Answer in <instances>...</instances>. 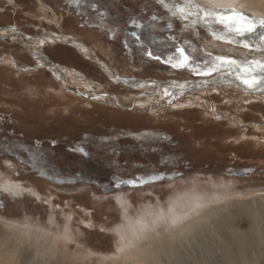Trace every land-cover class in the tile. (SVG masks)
Instances as JSON below:
<instances>
[{
	"label": "rangeland",
	"instance_id": "374dc122",
	"mask_svg": "<svg viewBox=\"0 0 264 264\" xmlns=\"http://www.w3.org/2000/svg\"><path fill=\"white\" fill-rule=\"evenodd\" d=\"M93 3L97 5L95 9ZM245 12L264 17L246 9ZM184 23L172 17L158 0H80L79 4L73 0H0V26L17 25V33L27 36L39 35L44 30L72 35L125 78L201 80L188 69H173L164 63L184 39L213 55L264 61V49L257 51L255 47L259 43L256 36H252L253 47L244 48L239 43L213 39L203 27H198L199 37H196L191 30H183ZM125 31L130 33L126 40L118 36ZM50 42L40 43L42 56H50L66 66L71 88L85 91L97 89L96 84H101L110 94L139 97L144 92L139 98L151 99L152 93H145L147 89L111 81L97 64L72 45ZM184 47L187 51L188 46ZM149 50L161 59L147 57L144 53ZM31 55L16 41L0 37V199L3 201L0 219L40 225L56 233H62L68 224L73 242L67 244V251L59 254L58 264H107L103 257L113 253L119 238L114 230L128 223L123 217L124 206L116 201L118 197L129 196L133 205L128 213L139 218L148 208L165 209L175 193L186 194L185 197L188 194L196 197L199 193L203 199L211 200L212 205L230 197L236 201L264 194V127L259 130L257 126L245 125L248 127L245 131V127L235 123L244 140L232 127L230 117H225L234 114L241 121L264 123V98L235 91L233 84L221 90L213 89L209 97L223 118H217L207 102L181 107L178 104L158 111L115 106L63 89L56 74L45 65L37 64L30 72L22 71L20 68L35 65ZM81 74L93 81L90 87L76 81L74 77ZM153 99L160 100L161 96ZM245 135H249L250 143ZM255 141L262 145L255 147ZM154 174L163 175V180L149 181L136 188L127 185L114 188L118 180ZM9 177L28 187H39L42 199L36 194L12 196L3 187ZM52 201L60 211L56 219L51 217L49 209ZM63 209L71 213L70 221L63 216ZM234 209L230 223L226 220L228 223L224 221L220 227H224L220 230L222 236L219 233L218 237L206 239L192 252L184 253L182 260L169 253L171 257L164 259V264H201L200 261L244 264L245 254L250 253L251 259L255 250L263 252L264 247L254 242L256 236L251 230L255 219L248 211ZM239 233L253 239L248 240L246 249L238 243ZM76 249L85 252L71 253ZM8 261L2 258L0 264ZM260 261L264 262V256H260Z\"/></svg>",
	"mask_w": 264,
	"mask_h": 264
},
{
	"label": "bare ground",
	"instance_id": "6f19581e",
	"mask_svg": "<svg viewBox=\"0 0 264 264\" xmlns=\"http://www.w3.org/2000/svg\"><path fill=\"white\" fill-rule=\"evenodd\" d=\"M237 2H238V4H244L245 9L247 11H251L252 13H255V14L261 15V16L264 15V0H237ZM175 3H177V2H175ZM177 4H179V3H177ZM16 26H13V27L16 28ZM11 29H12V27L0 28V37L7 38V39H10L12 41L14 40L18 44H21L23 48L25 47V46H23V43L25 42L27 44V47H25L26 52L30 54L29 51H31V54L35 57V60H36L34 66H32L30 68H20L22 71H27V72L29 71L30 72V70H34L39 65H45L46 66V64L50 61L47 59V56H42V48L40 46L41 40H43L44 42H47V41L56 42V43L57 42L58 43L63 42V43H67V44L72 45L75 48V50L80 51L81 54L83 53V54H86L89 56H93V58H97L99 61H101L103 64V67L99 66L98 64L97 65L100 68H102V71H104V73L107 75V77L111 81L114 80L117 82H121V83L125 84L126 86H128V87L130 86L131 88H133L129 83L124 82L125 79H131L130 77L125 78V77H122L121 75H119L116 72V70L112 69V67L104 59H102L101 56L96 51H94L93 49H91V47H89L88 45L83 43L81 40H78L77 38H75L72 35H68V34L63 33V32L61 34V33H58V32L52 31V30H46V31L44 30L43 33H41L39 35L27 36V35H24L22 32L21 33L16 32L15 34H13ZM13 35H15V39L12 38ZM34 37H35V39H34ZM29 38H31V39H29ZM252 38L253 37H249L248 35H246L245 37H242V39H249L250 42H251ZM32 40H33V42H32ZM25 43H24V45H26ZM28 45H32L33 48L36 51H38V56L33 54V48L28 47ZM238 53H240V52H238ZM242 55L245 56V54L243 52H242ZM242 55H240V56H242ZM247 55H249V54H247ZM37 64H39V65H37ZM56 69H58V70H56ZM69 69L73 73L77 72V71H74L72 68H69ZM53 71L59 72L61 75V79L58 80L60 86L63 89H66V90L72 92L73 88L68 86L69 81H68V75H67L68 72H66L67 68H64V66H62V67L58 66V68H55ZM56 72H55V74H56ZM116 76L120 77V79L117 80L115 78ZM74 78H76L77 82L81 81L84 84L86 83L88 86H89V83L93 84L92 80L88 79L85 75H82V74L78 75L77 77H74ZM136 80L141 81V82H143V81H148V82L155 81L156 82L155 84L148 83L146 85V87L143 88L144 90L145 89L148 90V91H145V93L148 92L147 94H149V95L152 93V95L150 96L151 99L139 98L140 96L142 97L143 94H140L139 97H128V96H123V95L117 94V93H113V94L111 93L110 94L105 90V88L101 84H96L99 88H97V89L89 88V89L83 91V93L85 94L84 96L83 95H79V96H82L86 99L102 101L104 103H108L110 105H115V106H122V107L123 106H131L130 108L137 109V110H146L147 109L150 111H158V110H162L163 108L170 106L167 103V99H160V100H154L153 99V97L161 96L160 92L157 91L158 86H168L170 83H166V82L160 83L159 82L160 80H157V79L154 80V79H150V78L136 79ZM185 80H187V79H185ZM199 81H200L199 79H194L193 82L189 83L190 89H194L193 87ZM64 84H68V85L66 86ZM231 84H233L234 87L233 86L232 87L235 91L238 90L241 93L245 92L248 95H250L251 97L257 96V97L264 98V93H261L260 91L245 90V86L240 84L239 81H236L234 78H233V83H231ZM231 84L222 83L215 88H213L212 86L198 88L197 92L199 94H195V96L191 95V94H189V95L183 94L181 96H178L176 99H174L172 101V104L170 107H176V106L178 107V104L180 107L181 106H190V105L192 106L193 104L198 103V102L200 104H201V102H205V103L207 102L208 108L210 109V111L213 112V114L217 115L218 117H222L223 115H218L219 112L217 113L216 104L213 101V99H210L209 93L213 89L221 90L222 88H224L227 85L230 87ZM195 88H197V87H195ZM139 90H142V89H139ZM74 94H76V93H74ZM93 96H98L100 98L94 99ZM136 96H138V95H136ZM141 105H143V107H141ZM225 117H230V119L232 120L230 122L232 125H234L232 127L236 128V131L240 137H242V136H241V133L239 132V127H236L235 123H236V125L238 124L240 127H243V128L245 127V125L253 126L255 128L257 126L259 128V130H262L263 129L262 127H264V123L255 124V123H248L246 121H241L242 119L240 117L234 115V114H228ZM245 128H246L245 131H247L248 127H245ZM262 131H264V130H262ZM245 136L248 137V139H246V140L249 141V143H250L249 135H245ZM254 137L256 139L261 138V137L258 138V135H254ZM242 138L244 139L245 137L243 136ZM259 142H257V141L254 142L256 144L255 147H260L262 145V143L260 142L261 143L260 144ZM0 175H2L1 172H0ZM231 181H233V180H231ZM3 187L6 188L9 192H11L10 194L14 197L16 195L24 197L25 195H29V196L33 195L34 196L36 194L37 197H39V198L41 197L40 199H42L43 194L41 193V190L39 189V187H35V186L28 187L19 179L13 180V179H11V177H9V179L6 182L4 180ZM120 196H121V194H120ZM186 197L188 199H186ZM186 197H185V199L187 201H189L191 205H195V204L199 203V204L203 205V207H201L198 210V214L194 213L192 215V217L187 221V223L181 229H179V231H186L185 238L183 240H177L175 242V244H171L167 240H164L163 242H160V241L153 242L152 252L144 258V264H160V263L164 264L163 260L171 257V256H168L171 253L175 254V257L177 259L182 260V258L184 257L182 255L184 253L188 254V251H189V253L192 252L191 249H195L194 247L198 246V244L202 245L206 239H208V238L213 239L214 237H218V236H220L219 233L222 236L223 231H220V230L223 229L224 227L221 229H220V227L222 226V223L224 221L226 222V220L227 221L232 220L230 218H232V216L234 215L233 210L236 211L234 208H238V210H243L245 212L246 211L250 212L252 217L255 219V225H254V227L251 228L253 234L256 236V240L254 242H256L257 245L264 247V194H262V195L255 194V195H251L249 197H246L244 199H239L236 201H232L233 198L230 197V200H229V198H226V199H224L218 203H214L213 205L211 204L212 203L211 200L208 201V200L203 199L204 197L199 193H197L196 197L192 196L191 194H188V196H186ZM214 197H216V196H214ZM171 200H173V199H171ZM116 201L118 204L124 206L123 217L125 218L126 222H129V220L135 221L137 219V217H134L133 214L128 213L129 208L132 207V205H133L132 204L133 202L130 200L129 196L126 198L124 196L120 197V198L118 197V199ZM49 203H50L49 209L51 212V217L56 219V217H57L56 215L60 214V211H58V209L55 207L56 203H54L53 201L49 202ZM162 209L166 210V208L164 209L163 207H159V209L148 208L145 212L147 213V212L154 211V210L159 211ZM62 212H63L64 217H66V218L72 217L71 213H68L65 209H63ZM141 216H139V217H141ZM230 221H228V222L230 223ZM228 222H226V223H228ZM72 225H73V223H72ZM90 225L92 226V224H90ZM228 227L229 226H227L226 228H228ZM0 231H1V234H0L1 235L0 236L1 237L0 238V259L7 258L9 260L7 264H16L19 262H21L22 264H58L57 257L59 256V254L64 252V251H67V250H65L67 245L62 240L57 239L60 232L56 233L53 230L44 229L40 225L35 224L33 226L32 224H29V223L21 224L20 222L9 221V220L7 221L4 218H1L0 219ZM239 234L240 235L237 238L238 243L241 245L240 246L241 248L243 247V249H246L247 245H248V240H250L249 236H247L245 233H239ZM189 236L191 237V239L188 238ZM235 236H237V235H235ZM220 241H222V240H220ZM250 241H253V239H251ZM223 244H225V243H223ZM207 246H208V244H207ZM209 248H211V247H209ZM74 249H75V247H74ZM215 250H217V249H215ZM166 251H167L168 257L165 255ZM76 252H78L76 254V255H78L79 252L84 253L85 250H77V251L74 250L71 253H76ZM213 253H215V252H213ZM80 255H82V254H80ZM189 256H192V254H189ZM226 256L229 257L228 255H226ZM249 256H250V253H248L247 255L245 254V256H244L245 261L243 262L244 264H264V262L260 261V256H264V251L261 252V251L255 250L254 254L251 256V259L248 258ZM84 257L85 256H82V258H84ZM204 260H206V259H204ZM104 262H106V261H104ZM200 262L202 264V261H200ZM206 263H208V262H206ZM78 264H79V262H78Z\"/></svg>",
	"mask_w": 264,
	"mask_h": 264
},
{
	"label": "snow or ice",
	"instance_id": "6c2138e0",
	"mask_svg": "<svg viewBox=\"0 0 264 264\" xmlns=\"http://www.w3.org/2000/svg\"><path fill=\"white\" fill-rule=\"evenodd\" d=\"M73 2L79 4L80 0H73ZM158 3L168 9L172 17L186 21L183 24V30H191L196 37H199L198 27H203L215 40L239 43L244 48H251L253 43L249 39L238 40L237 38L246 35L256 36L259 40V43L255 44L256 50L264 49V17L247 14L245 5L238 4L237 0H183L180 4L175 3L174 0H158ZM91 6L94 9L97 7L95 3ZM133 23L137 22L134 20ZM217 25L220 27H216ZM141 26L137 24V27ZM168 27L171 28L172 24L169 23ZM11 31L15 34L17 29L12 27ZM132 35L139 40L135 32ZM12 38L15 39V35ZM172 39L175 40V37ZM40 43L43 44L44 41L41 40ZM184 45L188 46L187 51ZM28 47L33 48L32 45ZM33 54L38 56V51L34 48ZM144 54L154 60L161 59L160 56L153 55L151 50ZM164 63L170 64L173 69H188L194 75L201 77L202 79L195 85L197 88L209 85L215 88L222 83L231 84L234 78L245 86V90L264 93V61L262 60L249 61L247 58L234 59L228 55H213L212 52L197 48L190 40L184 39L183 44L174 47V51L167 56ZM56 78L61 79L59 72ZM115 78L120 79L118 76ZM124 82L129 83L133 88L140 89L145 88L148 83H156L155 81L141 82L135 78L125 79ZM187 87L188 82H171L168 86H158L157 91L160 92L161 99H167V103L171 106L177 95H183ZM93 98L99 99L100 97L93 96ZM78 150L82 151V149ZM157 180H163V175L154 174L147 178L118 180L114 188L118 190L124 185L136 188L149 181ZM185 195L175 193V198L165 206L166 210L150 211L135 221L129 220L126 225L118 226L114 230L119 237L114 251L111 255L103 257L107 264H144V258L152 252L153 242L167 240L175 244L177 240H183L186 231H179V229L203 207L199 203L191 205L185 199ZM2 204L3 201L0 199V206ZM68 220L70 221L71 217H68ZM188 238L191 239L190 236ZM57 239L62 240L66 245L73 242L68 224L64 225L63 232L58 235ZM89 255L95 256L96 254L90 253Z\"/></svg>",
	"mask_w": 264,
	"mask_h": 264
},
{
	"label": "water",
	"instance_id": "95a60500",
	"mask_svg": "<svg viewBox=\"0 0 264 264\" xmlns=\"http://www.w3.org/2000/svg\"><path fill=\"white\" fill-rule=\"evenodd\" d=\"M7 26H10V25H7ZM7 26H0V28H6ZM14 26V25H13ZM10 27H12V26H10ZM25 43V42H24ZM24 43H23V45H24ZM26 44V43H25ZM25 47H27V44L26 45H24ZM31 50V49H30ZM30 52V54H31V51H29ZM78 52H80V51H78ZM80 54H81V52H80ZM82 55H85L87 58H89L91 61H94V63L95 64H98L99 66H101V67H103V64H102V62L101 61H99L97 58H93V56H89V55H86V54H83L82 53ZM31 56H33V55H31ZM33 58L35 59V57L33 56ZM47 59L48 60H50L47 64H46V66L48 67V69H50L52 72H54L53 70L55 69V68H58V66L59 67H62L63 65H61L60 64V62H57V61H55L54 59H52L50 56H47ZM54 67V68H53ZM64 68H66V66L64 65ZM56 70H58V69H56ZM101 70H102V68H101ZM56 72V71H55ZM55 72H54V74H55ZM56 74H57V72H56ZM150 79H157V78H153V77H149ZM195 79V78H194ZM194 79L193 80H185V79H173V78H166V79H164V78H161L160 79V83L161 82H166V83H171V82H179V83H184V82H188V87L185 89V91H184V94L185 95H189V94H191V95H194L195 96V94H199L197 91V89L198 88H195V86L193 87L194 89H190V85H189V83H191V82H193L194 81ZM159 80V79H158ZM69 86V85H68ZM72 92H74V93H76L77 95H85L84 93H83V91H78V90H76V89H73L72 90ZM139 94H142V93H139ZM143 94H144V92H143ZM178 96H181V95H177V97ZM176 97V98H177ZM92 98V97H91Z\"/></svg>",
	"mask_w": 264,
	"mask_h": 264
},
{
	"label": "trees",
	"instance_id": "16d2710c",
	"mask_svg": "<svg viewBox=\"0 0 264 264\" xmlns=\"http://www.w3.org/2000/svg\"><path fill=\"white\" fill-rule=\"evenodd\" d=\"M106 28L109 29L110 27H106ZM119 32H121V31H119ZM118 36H121L124 40H126V39L130 38V33L125 31V32L121 33V35H118Z\"/></svg>",
	"mask_w": 264,
	"mask_h": 264
}]
</instances>
